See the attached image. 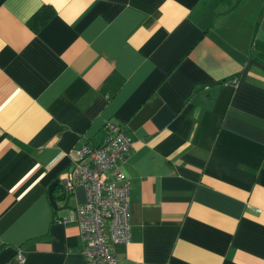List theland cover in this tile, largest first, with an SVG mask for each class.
Here are the masks:
<instances>
[{"label": "crops", "instance_id": "crops-1", "mask_svg": "<svg viewBox=\"0 0 264 264\" xmlns=\"http://www.w3.org/2000/svg\"><path fill=\"white\" fill-rule=\"evenodd\" d=\"M106 120L118 264H264V0H0V264H84L59 174Z\"/></svg>", "mask_w": 264, "mask_h": 264}, {"label": "built area", "instance_id": "built-area-1", "mask_svg": "<svg viewBox=\"0 0 264 264\" xmlns=\"http://www.w3.org/2000/svg\"><path fill=\"white\" fill-rule=\"evenodd\" d=\"M106 135L98 145L81 144L77 158L59 174L63 195L83 186L85 199L57 221H76L83 240L81 252L84 264H118L108 239L117 242L129 240L128 183L120 168L131 147V139L117 123L106 120ZM110 177H108V175ZM16 258L23 260L18 251Z\"/></svg>", "mask_w": 264, "mask_h": 264}, {"label": "trees", "instance_id": "trees-1", "mask_svg": "<svg viewBox=\"0 0 264 264\" xmlns=\"http://www.w3.org/2000/svg\"><path fill=\"white\" fill-rule=\"evenodd\" d=\"M53 11L50 6H44L40 10H37L30 18L29 23L30 24H43L48 17L52 15ZM61 195V194H60Z\"/></svg>", "mask_w": 264, "mask_h": 264}]
</instances>
